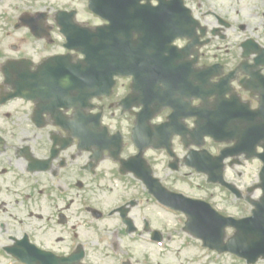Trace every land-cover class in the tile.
<instances>
[{"label": "flooded vegetation", "instance_id": "obj_1", "mask_svg": "<svg viewBox=\"0 0 264 264\" xmlns=\"http://www.w3.org/2000/svg\"><path fill=\"white\" fill-rule=\"evenodd\" d=\"M71 10L74 9L64 6V3H59V0H0V65L3 66L8 61L28 58L33 63V69H37V66L47 58L58 55H66L67 59L77 61L80 57L66 47L65 37L61 33L62 25L67 21L65 14L60 11L69 12ZM217 21L215 20L214 23ZM28 22L33 24L39 36L33 34ZM213 27H209L207 34H212ZM31 38L35 42L31 41ZM204 39H207V35L200 40ZM212 39L200 47L198 62L195 65L201 70L213 66L214 68L207 73L210 77L206 75L208 79L203 81L201 76L195 82V87L199 85L197 91L186 88L182 92L177 87L184 84V81L179 80L178 83L175 81L174 87L167 95L173 96L172 100L178 103L179 111L189 102L192 106L201 109L193 118L186 119L188 124L186 126L189 129H197V126L205 125L197 130L199 137L196 139H202L205 148L211 153H218L219 146L222 145L209 135L212 132V125L237 127L242 130L248 140L264 144V130L257 128L264 126V112L254 113L261 103L264 109V64L262 65L264 53L259 56V51L255 53L251 51L245 58L241 42L238 44L239 49L234 47L228 53L223 54L213 44ZM261 39L263 42L264 34L261 35ZM178 43L184 46L187 41L179 40ZM180 68L181 63L171 66L170 70L177 71ZM16 76L17 74L13 73V77ZM226 79L228 82L225 83ZM5 80L6 76L0 66V86L5 83ZM129 85L128 79H119L114 96L103 98L99 102L95 112H102L105 123L112 125L123 118H131L128 114L124 115L122 108L117 104L120 98L128 92ZM212 86L219 87L212 88ZM223 91L224 94L221 93ZM232 95H236L242 102L236 98L232 99V104H228L225 108V100ZM48 102V100L43 102L47 112L41 115L42 125H39L34 118V104L6 106L0 103V149L3 150L0 151V202L8 201L10 204H16L19 199L21 207L29 209L42 199L39 196L40 192L49 191L55 203L61 204L64 211L69 213L70 202H74L72 183L74 184L76 179L85 182L84 178L92 173H98L104 160L101 159L91 169L83 168L91 160L89 152L78 149L74 137L68 131L60 129L55 116L59 113V109H51ZM250 108L251 111L247 113L246 109L250 110ZM207 110L212 111V122ZM172 111L170 106H166L160 114L162 120H167ZM73 112V110L66 111L64 116L70 118ZM203 112L206 113L203 114ZM134 120L128 122L127 125L134 123ZM69 135L73 138L61 139ZM70 139L73 140L72 144L61 147ZM186 139L187 142L193 140L188 134H186ZM183 141L184 138L180 135H175L172 139L173 148L181 157L191 149V147L186 148ZM54 147H59L60 151L57 150L56 157L52 159ZM259 151L262 149L260 148ZM3 157L6 160V175L1 171ZM252 161H245L244 164L247 163L250 173L259 174L262 168L261 162L257 159ZM111 162L117 165L113 159ZM36 167L38 169L31 173ZM75 176L78 177L74 179ZM86 185L83 184V186ZM208 190L201 191L199 196L206 200L211 199L209 196L211 192ZM67 191L68 195L64 193ZM78 192L79 200L83 203V211H90L88 189L84 187ZM149 214L152 224L148 222V232H140V229H136V232L131 235L127 234L126 226L120 217L119 221L125 232L122 230L119 233V230H115L112 239L114 249L104 248V245L100 248L108 252L106 256L103 252L101 254V250L97 247H89V243L95 241L92 237H80L79 242L71 237L65 244H60V239H57L59 244L54 246L58 247L59 253L68 255L79 251L81 246L84 251L85 264H94L92 262L95 264H197V259L193 255H188L185 248L186 235L181 231L185 219L178 216L175 218L176 221H173L165 217H156L154 211H150ZM92 216L94 217V214ZM92 216H90V225L96 221ZM95 216L98 215L95 214ZM104 218H111V215L102 216L100 219ZM145 220L147 219H144L142 223L146 231ZM142 237L147 238L144 240ZM118 238L121 243L116 240ZM129 253H131L130 256ZM207 257L209 260L205 261L206 264H234V258L228 254L219 255L216 252H210Z\"/></svg>", "mask_w": 264, "mask_h": 264}, {"label": "rangeland", "instance_id": "obj_2", "mask_svg": "<svg viewBox=\"0 0 264 264\" xmlns=\"http://www.w3.org/2000/svg\"><path fill=\"white\" fill-rule=\"evenodd\" d=\"M190 7L194 6L195 8L199 7L197 4L198 0H186ZM203 6L206 9H213L217 12L223 14L226 19L232 23V27L227 30L229 39L222 41L219 40V45L221 47H226L231 39H236L238 33L244 38L245 35H260V32L264 30V0H200ZM254 175H251L253 178ZM109 203V201H107ZM68 209L70 216L69 221L75 223V229L78 232L84 233L86 231H92L94 237L96 234L92 229H88L84 226L82 221H79L76 215H78L77 207L79 203L77 201L70 204ZM105 207V204H104ZM156 211V210H154ZM76 212V213H75ZM137 216V214H136ZM170 219V218H169ZM172 220V219H171ZM35 223V222H33ZM31 225L34 234L37 239L44 245L50 246L53 244L51 240V231L48 233H42L38 224ZM41 227V226H40ZM106 231V226L102 225V233ZM69 232H64L62 236L61 243L64 240H67ZM62 244H65L63 242ZM0 264H6L5 259L0 258Z\"/></svg>", "mask_w": 264, "mask_h": 264}, {"label": "water", "instance_id": "obj_3", "mask_svg": "<svg viewBox=\"0 0 264 264\" xmlns=\"http://www.w3.org/2000/svg\"><path fill=\"white\" fill-rule=\"evenodd\" d=\"M253 221L249 220V221H246L244 224H242V229L245 230V231H250V232H253L250 227L253 225ZM256 233H258V231L255 230L254 234L255 235Z\"/></svg>", "mask_w": 264, "mask_h": 264}]
</instances>
